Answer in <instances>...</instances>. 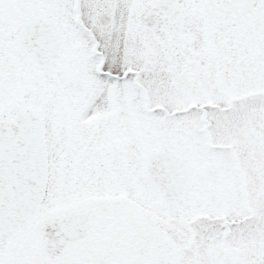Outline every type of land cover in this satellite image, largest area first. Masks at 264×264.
<instances>
[{
    "label": "snow or ice",
    "instance_id": "snow-or-ice-1",
    "mask_svg": "<svg viewBox=\"0 0 264 264\" xmlns=\"http://www.w3.org/2000/svg\"><path fill=\"white\" fill-rule=\"evenodd\" d=\"M0 264H264V0H0Z\"/></svg>",
    "mask_w": 264,
    "mask_h": 264
}]
</instances>
